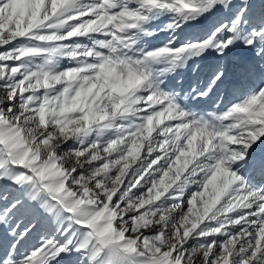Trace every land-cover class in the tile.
Returning a JSON list of instances; mask_svg holds the SVG:
<instances>
[{"label":"snow or ice","instance_id":"6c2138e0","mask_svg":"<svg viewBox=\"0 0 264 264\" xmlns=\"http://www.w3.org/2000/svg\"><path fill=\"white\" fill-rule=\"evenodd\" d=\"M260 145L264 0H0V264H264Z\"/></svg>","mask_w":264,"mask_h":264},{"label":"bare ground","instance_id":"6f19581e","mask_svg":"<svg viewBox=\"0 0 264 264\" xmlns=\"http://www.w3.org/2000/svg\"><path fill=\"white\" fill-rule=\"evenodd\" d=\"M161 39H163V34L157 35L155 41H159ZM155 41L153 42L155 43ZM232 56L237 57L238 59L233 60L231 58ZM212 59H214L213 54L209 53L208 57L205 58V62L210 61ZM247 61H248L247 55L243 52H240L239 50H235L231 54L227 66V77H226L227 83L221 89V95L223 96V100L225 104L228 103L229 101H233L235 96L242 94L249 86L250 80L249 77L246 75ZM189 72L190 70L188 72H181L180 74H178L177 79L180 78V75H184V76L189 75ZM189 104H203L211 109L217 107H221V108L223 107V105H216L213 101H195V102H190Z\"/></svg>","mask_w":264,"mask_h":264}]
</instances>
